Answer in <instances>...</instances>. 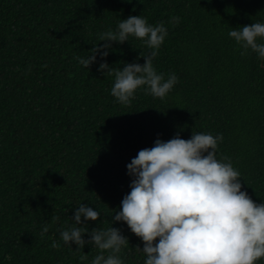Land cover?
Listing matches in <instances>:
<instances>
[{"label":"trees","instance_id":"1","mask_svg":"<svg viewBox=\"0 0 264 264\" xmlns=\"http://www.w3.org/2000/svg\"><path fill=\"white\" fill-rule=\"evenodd\" d=\"M132 15L165 23L153 66L178 83L164 99L140 88L125 106L111 95L114 76L98 71L99 57L90 68L75 57L89 56L105 43L102 32ZM254 22L264 23V0H0V264H91L98 249L77 251L60 238L80 203L101 217L77 227L113 224L129 239L124 264H144L135 248L143 241L112 221L131 191L127 165L156 139H189L193 129L223 135L218 159L229 157L242 190L264 203V61L242 56L228 36ZM141 51L151 50L130 37L106 59L122 69L143 64Z\"/></svg>","mask_w":264,"mask_h":264},{"label":"clouds","instance_id":"2","mask_svg":"<svg viewBox=\"0 0 264 264\" xmlns=\"http://www.w3.org/2000/svg\"><path fill=\"white\" fill-rule=\"evenodd\" d=\"M179 19L172 17L169 23H179ZM167 35L164 22L152 25L142 15H132L118 22L116 30L102 32L98 39L105 43L91 48L89 56L75 59L90 68L99 57L98 71L114 76L111 95L122 105H130L140 88L164 99L178 83L175 73L165 79L153 66ZM228 36L242 49V56L252 52L264 61V43L258 42L264 39V23L231 28ZM130 37L151 50L147 54L141 51L137 57L145 62L113 68L106 59L109 50L114 42L123 44ZM222 141V134L214 136L194 129L189 139L177 133L167 141L156 139L153 147L141 149L127 165L133 177L131 191L122 199L112 221L126 223L143 241V247L135 248L146 257L144 264H257L264 259V203H257L242 190V175L229 157L218 159ZM100 217L98 210L80 203L71 217L73 226L60 230L61 240L69 247L75 244L77 251L86 244L98 249L91 264H124L120 254L129 239L120 228L112 224L107 229L89 231L76 226ZM48 230L45 224L41 237ZM51 247L59 249L60 244L53 240ZM87 259L80 256L81 261Z\"/></svg>","mask_w":264,"mask_h":264}]
</instances>
